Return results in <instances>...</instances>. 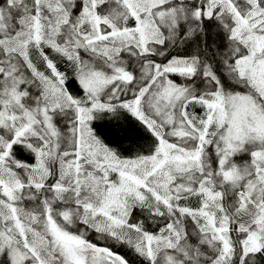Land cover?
I'll list each match as a JSON object with an SVG mask.
<instances>
[{
	"label": "snow or ice",
	"instance_id": "1",
	"mask_svg": "<svg viewBox=\"0 0 264 264\" xmlns=\"http://www.w3.org/2000/svg\"><path fill=\"white\" fill-rule=\"evenodd\" d=\"M0 264H264V0H0Z\"/></svg>",
	"mask_w": 264,
	"mask_h": 264
}]
</instances>
